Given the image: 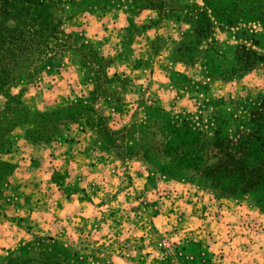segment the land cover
<instances>
[{"label": "rangeland", "instance_id": "1", "mask_svg": "<svg viewBox=\"0 0 264 264\" xmlns=\"http://www.w3.org/2000/svg\"><path fill=\"white\" fill-rule=\"evenodd\" d=\"M152 4L155 9L149 8ZM166 6L168 13L174 7L183 8L175 15L188 13L190 21L166 17ZM50 8L54 14L57 8L64 11L62 41H52V50L45 51L41 63L18 73L9 88L12 95L23 91L25 104L40 105L42 112L60 100L66 104L61 93L73 96L71 128L82 124L76 119L90 117L100 128L116 129L118 142L132 147L131 153L156 178L180 180L216 198L237 194L252 206L259 203L263 210L257 208L264 212V187L243 192L238 172L228 170L237 162L248 167L264 162L258 153H264V65L245 53L247 48L264 53L259 48L264 46L260 35L264 28L262 23L247 22L227 30L244 20L256 21L252 17L264 8L263 0H51ZM207 20L213 38L199 42L201 36L194 28L207 27ZM248 39H255L259 46L252 47ZM80 45L84 48H80V61L95 63L85 48L90 45L103 57L97 63L100 83L93 73L85 77L92 85L88 96L81 86L73 89L70 82L77 77L82 81V77L71 60L77 54L66 53ZM166 58L177 62L183 58L188 70L183 74L170 71L175 87L183 89L177 99L166 96ZM123 65L142 71L144 82L118 73ZM203 67L218 77L217 96L198 82ZM228 83L234 85L226 91ZM130 94L135 96L133 103L128 100ZM4 102L0 96V113ZM17 238L12 249L17 253L35 239L29 234ZM95 259H99L97 254Z\"/></svg>", "mask_w": 264, "mask_h": 264}, {"label": "crops", "instance_id": "2", "mask_svg": "<svg viewBox=\"0 0 264 264\" xmlns=\"http://www.w3.org/2000/svg\"><path fill=\"white\" fill-rule=\"evenodd\" d=\"M119 68L123 77L146 79L132 66ZM170 71L188 70L166 58V96L177 99L183 89L175 87ZM70 82L86 96L92 90L78 77ZM218 83L212 85L216 96ZM134 97L128 95L130 103ZM60 98L74 101L62 93ZM10 139L9 152L0 155L12 166L0 192V248H6L0 259L18 236L29 234L97 254L95 264H264V212L244 197H211L183 181L156 178L120 142L106 144L85 122L49 144L28 142L22 128Z\"/></svg>", "mask_w": 264, "mask_h": 264}, {"label": "trees", "instance_id": "3", "mask_svg": "<svg viewBox=\"0 0 264 264\" xmlns=\"http://www.w3.org/2000/svg\"><path fill=\"white\" fill-rule=\"evenodd\" d=\"M50 3L51 0H0V96L5 97L3 113H0V155L4 152H9L10 147H12L13 142L10 139V135L16 128H22L25 131L28 142L34 145L49 144L55 136L69 129L70 123L74 122L71 116V109L74 103L58 105L42 112L36 107L30 108V105L25 104L23 91L18 95H12L9 90L18 80L19 72H28L31 67L42 62V59L45 57V51L50 52L52 50V41L55 43L62 41L60 36L63 35L64 11L61 8H57L54 14L50 11ZM186 7L184 6V9ZM149 8L155 9V5L152 4ZM178 10L179 12H184L183 8L174 7L168 13L166 6V17L190 21L188 13L184 16L180 14L175 15ZM263 12L259 13L256 17H252L257 18L256 21L244 20L229 25L228 32L247 22L262 23L261 25L264 28ZM207 19L210 20L209 17ZM208 20L205 21L208 25L207 27L202 26L199 28L196 26L194 28L195 34L199 35L198 37L201 36L199 42L213 38L214 31L209 30V26L212 24ZM131 25L135 29L133 21ZM138 31L135 29V32ZM243 32L248 33V30H244ZM260 35L264 36V33ZM249 42L252 43V47L259 46L258 42H255V39L249 40ZM82 46L68 49V53L66 54H70V56L73 53L77 54V57L71 60L78 67L83 82H86V76L89 73H93L97 78L96 82L100 83V77L96 73H99L101 67L97 63L103 60V57L98 50L90 45L85 46V48L88 47L90 58H96L95 63H87L85 60L80 61L81 59H78V55L81 50L84 51ZM80 48L83 49L80 50ZM259 48L264 50V46ZM245 51L247 56L258 59L261 65H264V53H260L253 48H247ZM179 61H184V59L181 58ZM200 77L198 82L205 85L208 92H211L213 83L219 81L216 74L213 71L211 72L207 67L204 70L202 69ZM81 120L82 123L85 122L91 129L100 131L106 144L118 142V138L114 139V136L117 137V133H112L110 130H105L93 124L90 117L76 119V121ZM120 145L124 144L120 143ZM124 147L127 151L126 154L133 155L131 153L134 152L132 147L128 145ZM258 153L264 157V153ZM8 170H12V166L7 162L0 161V192L3 176ZM228 170L231 173L238 172L239 186L242 187L243 192H247L253 188L257 189L261 186L264 187V162L263 164L249 167L244 166L243 162H237L236 165L232 164L228 166ZM221 198H242V196L236 194L235 196H223ZM256 205L263 210L259 203H256ZM34 238L21 253H17L14 250L9 251L6 256L0 259V264H95L93 263V260H95L94 254H84L79 248L66 247L62 243L53 241L52 239Z\"/></svg>", "mask_w": 264, "mask_h": 264}]
</instances>
